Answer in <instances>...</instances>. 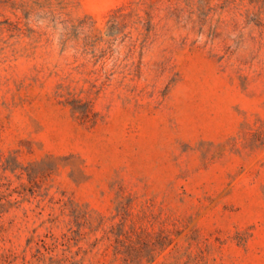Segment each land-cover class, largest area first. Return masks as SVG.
I'll list each match as a JSON object with an SVG mask.
<instances>
[{
  "label": "rangeland",
  "instance_id": "374dc122",
  "mask_svg": "<svg viewBox=\"0 0 264 264\" xmlns=\"http://www.w3.org/2000/svg\"><path fill=\"white\" fill-rule=\"evenodd\" d=\"M0 264H264V0H0Z\"/></svg>",
  "mask_w": 264,
  "mask_h": 264
}]
</instances>
